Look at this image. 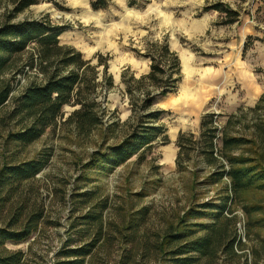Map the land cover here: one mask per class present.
Instances as JSON below:
<instances>
[{
	"label": "rangeland",
	"instance_id": "obj_1",
	"mask_svg": "<svg viewBox=\"0 0 264 264\" xmlns=\"http://www.w3.org/2000/svg\"><path fill=\"white\" fill-rule=\"evenodd\" d=\"M37 1L15 21L47 17L64 29L61 44L75 48L85 60L96 55L103 58L115 86L103 94V129L79 137L71 128L60 127L21 154L19 161L48 160L33 182L46 219L38 235L18 245L8 244V248L26 253L28 264H57L62 250L81 243L73 226L87 213L99 211L100 203L107 206L102 210L105 221L114 224L132 220L137 212L149 208L138 232V245L148 240L153 244L157 235L170 224L176 225L194 204L220 199L223 183H201L212 170L198 154L190 153L191 161L183 164V172L179 170L176 143L181 133L199 141L201 121L210 114H214L213 127L220 138L226 134L253 140L258 127H264V0H135L133 6L129 0H108V7L96 12L92 0ZM7 4L8 0H0V21L10 8ZM221 4L237 14L232 17L234 22L212 9ZM154 43L166 44L181 65L182 80L176 91L158 98L153 106L165 112L159 124L169 142H157L144 159L136 156L111 173H101L92 166L96 153L119 144L132 126L126 125L132 109L122 76L138 79L149 73L150 61L142 56ZM35 78V71L16 75L15 92L20 93ZM74 110L66 106L63 121ZM113 122L117 126L112 127ZM4 129L0 125L1 162L8 161L10 154ZM220 138L215 141L217 152ZM220 162L229 169L228 162ZM87 192L96 196L89 205L79 197ZM235 210L243 237L245 216L239 207ZM109 251L116 262L123 249L115 243Z\"/></svg>",
	"mask_w": 264,
	"mask_h": 264
},
{
	"label": "trees",
	"instance_id": "obj_2",
	"mask_svg": "<svg viewBox=\"0 0 264 264\" xmlns=\"http://www.w3.org/2000/svg\"><path fill=\"white\" fill-rule=\"evenodd\" d=\"M129 1L131 6L136 4ZM37 2L8 0L10 8L0 21V125L5 128L10 153L8 161H0V264H28V255L9 249L8 244L18 245L38 235L46 219L45 206L33 182L48 160L19 161L21 154L60 127L71 128L79 137L103 129V94L115 86L103 58L96 55L85 60L75 48L61 44L64 29L47 17L15 21ZM108 5V0L91 2L95 12ZM212 9L231 18L229 23L236 19L232 17L237 14L222 4ZM142 57L150 61L148 74L138 79L122 76L131 100L132 116L126 123L132 124L131 130L107 152L96 153L92 166L101 173H111L136 156L144 159L157 142H169L164 126L159 124L165 112L153 110V106L158 98L176 91L182 80L180 59L163 43L151 44ZM34 71L35 80L21 87L20 93L15 92L16 75ZM66 106L75 110L63 121ZM214 119V114L202 119L199 141H194L193 135L179 134L176 165L183 172V164L191 161L190 153L198 154L212 170L201 183H223L220 199L194 204L176 225L170 224L157 235L153 244L148 240L141 246L138 232L149 208L137 212L132 220L114 224L105 221L102 210L107 206L100 203L96 206L99 211L87 213L73 226L81 243L62 250V260L57 264H264V127H258L253 140L226 134L220 138L213 127ZM113 125L117 126L116 122ZM219 138L221 148L217 152L215 141ZM222 159L228 162V170ZM79 197L86 205L96 201L94 192ZM237 206L245 216L243 237L237 226ZM115 243L123 252L113 262L109 249Z\"/></svg>",
	"mask_w": 264,
	"mask_h": 264
}]
</instances>
